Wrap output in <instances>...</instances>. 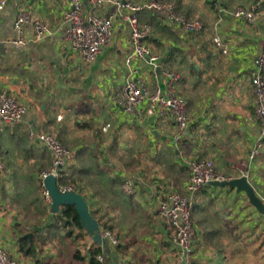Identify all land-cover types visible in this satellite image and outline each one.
Segmentation results:
<instances>
[{"label": "crops", "instance_id": "obj_1", "mask_svg": "<svg viewBox=\"0 0 264 264\" xmlns=\"http://www.w3.org/2000/svg\"><path fill=\"white\" fill-rule=\"evenodd\" d=\"M0 1L6 2L0 10V90L26 109L22 123L0 122V245L13 259L40 264L26 251L44 229L57 224L60 235L65 234L50 210L48 215L37 210L38 175L51 167L53 156L29 138L33 132L54 134L70 150L71 159L62 168L73 182L68 185L78 187L100 229L108 228L119 240L116 247H101L104 264H182L157 215L158 204L169 194L189 198L195 231L191 264H264V211L235 189L207 185L194 194L186 191L190 164L211 160L223 176H245L264 204V137L251 86L264 23L232 16L237 7L256 0H165L203 23L196 35L181 33L153 11L140 12L139 24L151 31L145 44L162 69L179 75L173 90L186 101L189 126L178 140L170 119L140 124L113 103L130 69L148 90L156 82L151 66L132 58L121 19L113 23L110 44L94 63L85 64L66 40L69 0ZM104 1L94 6L84 0L83 15L107 17L117 2L141 5L147 0ZM22 10L44 22L50 35L35 40L27 26V44L15 48L14 22ZM158 85L163 88L160 77ZM255 149L258 154L250 160ZM127 180L132 195L123 190ZM79 233L89 238L81 255L85 260L75 257L67 264H88L93 243L86 232Z\"/></svg>", "mask_w": 264, "mask_h": 264}, {"label": "built area", "instance_id": "obj_2", "mask_svg": "<svg viewBox=\"0 0 264 264\" xmlns=\"http://www.w3.org/2000/svg\"><path fill=\"white\" fill-rule=\"evenodd\" d=\"M84 0H69L70 10L64 20L68 24L66 40L71 50L85 63L92 64L102 53L103 49L110 44L113 36V23L115 19H121L128 29V43L132 48V58L147 62L154 72L155 87L148 90L143 84L133 79L134 71L130 69L124 84L116 92L113 103L128 116L138 123H143L149 118L170 119L177 130L175 140L189 126L186 101L176 95L173 83L179 80V75L162 69L158 65V57L153 55L149 46L143 40L150 36V28L139 24V14L143 10L153 11L162 15L168 22L173 24L183 34L196 35L204 30L201 21L188 18L177 9L172 1L147 0L144 4L135 5L130 2H117L115 11L107 17L97 14L83 15ZM94 6L103 4L104 0H90ZM5 1H0V10L5 6ZM264 0H256L248 7H237L232 16L235 19L247 23L261 20L264 23ZM30 26L34 39L40 40L50 35L47 25L37 19H33L26 11H20L14 22L16 35L11 40L15 48L27 44L25 27ZM217 46H221L218 38L213 39ZM225 52V50L223 51ZM130 58L126 64H130ZM158 72V73H157ZM264 39L260 45L258 56L254 63L251 76V86L255 99L254 114L260 124V137H264ZM162 80L163 88L158 85ZM26 109L15 97L0 90V122L6 125H17L23 122ZM30 139L36 140L41 146L51 152L53 158L51 167L43 170L38 175V189L41 201L50 210L51 198L44 185V179L50 175L56 179L63 167L71 159L70 150L54 134L29 132ZM258 154L253 150L249 159L252 160ZM61 167V169H60ZM4 169L3 159L0 153V171ZM190 179L186 185L188 194H194L209 185L211 182H225L231 178L223 176L215 171L211 160L195 161L190 164ZM61 193L73 192L79 194L78 187L74 185H58ZM123 190L127 195H132L134 187L127 180L123 184ZM80 195V194H79ZM157 215L162 219L168 230L169 241L176 247L182 259V264H191L194 251L195 231L189 211V198L179 194L167 195L157 206ZM100 236L116 247L119 240L108 228L100 229ZM95 259L103 264L104 256L97 255ZM0 264H28L13 259L10 254L0 245Z\"/></svg>", "mask_w": 264, "mask_h": 264}, {"label": "water", "instance_id": "obj_3", "mask_svg": "<svg viewBox=\"0 0 264 264\" xmlns=\"http://www.w3.org/2000/svg\"><path fill=\"white\" fill-rule=\"evenodd\" d=\"M153 135L156 138L158 137V133L156 131L153 132ZM44 185L51 198V215H58L62 207H74L79 217L80 226L89 235L92 243L102 248H109V242L105 239H102L100 236L99 223L93 218L87 202L81 195L73 192L61 193L59 190L58 181L52 175L44 179ZM209 185L219 188L235 189L237 193H244L248 202L257 211H264V204L262 200L255 194L253 188L250 186L245 176L225 182H211ZM29 237L31 236L29 235ZM113 255L114 253H112V256Z\"/></svg>", "mask_w": 264, "mask_h": 264}, {"label": "rangeland", "instance_id": "obj_4", "mask_svg": "<svg viewBox=\"0 0 264 264\" xmlns=\"http://www.w3.org/2000/svg\"><path fill=\"white\" fill-rule=\"evenodd\" d=\"M130 169L133 170V166ZM36 204L37 210L41 213V215H43V213L44 215H48L49 212L43 205L44 203L41 201V198L38 203L36 202ZM53 216L58 222L59 215ZM56 225L57 224L44 229L37 241L26 251L28 252L27 255L32 257V259L39 260L40 264H67L70 260L75 259V255L85 256V248L87 246L86 243L89 241L88 236L83 232L86 239H83V236L78 237V233L80 231L74 229L72 236L69 237V239H66V233L70 231V229H62V231L65 232L62 236L60 235L59 228ZM34 239L36 240L35 235Z\"/></svg>", "mask_w": 264, "mask_h": 264}, {"label": "trees", "instance_id": "obj_5", "mask_svg": "<svg viewBox=\"0 0 264 264\" xmlns=\"http://www.w3.org/2000/svg\"><path fill=\"white\" fill-rule=\"evenodd\" d=\"M57 181H58V184L60 185H68L70 183H73L71 178L63 170L60 171ZM45 208L46 210H48L47 207ZM58 215H59V221H61L62 223L61 226L64 229L66 228L70 229V231L66 233L67 237L72 236L74 229H77L80 232H85L80 226L79 217L74 207L72 206L62 207ZM78 237H82V233H78ZM87 251H88V260H87L88 264H101L95 259L97 255L102 254V250L100 246L93 243L92 246ZM105 251L107 252L108 249H106ZM75 257L76 259H79L81 261L85 260L84 257H81L79 255H75Z\"/></svg>", "mask_w": 264, "mask_h": 264}]
</instances>
